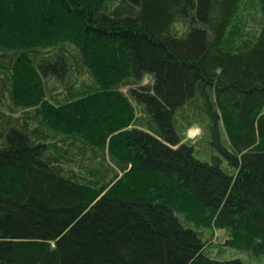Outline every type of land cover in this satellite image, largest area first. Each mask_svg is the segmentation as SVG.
Returning a JSON list of instances; mask_svg holds the SVG:
<instances>
[{
	"label": "trees",
	"instance_id": "16d2710c",
	"mask_svg": "<svg viewBox=\"0 0 264 264\" xmlns=\"http://www.w3.org/2000/svg\"><path fill=\"white\" fill-rule=\"evenodd\" d=\"M247 1L0 0V264H246L208 254L207 229L264 258ZM204 114L209 159L184 135Z\"/></svg>",
	"mask_w": 264,
	"mask_h": 264
},
{
	"label": "rangeland",
	"instance_id": "374dc122",
	"mask_svg": "<svg viewBox=\"0 0 264 264\" xmlns=\"http://www.w3.org/2000/svg\"><path fill=\"white\" fill-rule=\"evenodd\" d=\"M245 10L243 11V17L239 22L234 23L238 29L232 30L235 32L239 30L242 36H249L250 34L256 31L258 10H257V0H248L246 2ZM177 29L180 31H184L185 28L183 25L178 24ZM152 83V78L150 76H146L143 84L148 85ZM127 90V89H126ZM201 111V110H200ZM187 112V110H185ZM201 113V112H200ZM202 123L194 122L191 127L184 132L185 142L190 143V145H194L196 148L203 149L208 152H203L201 157L203 159H209L211 154V146L209 145L211 139V129L209 127V118L204 114L202 115ZM207 121V122H204ZM204 238L207 243L206 252L210 254L214 258H222V259H232L235 257L242 258L246 264H264V258L259 259L257 257H253L249 259V256L245 254L238 253L237 251L226 247L225 243L228 238V233L224 230H205ZM205 252V253H206Z\"/></svg>",
	"mask_w": 264,
	"mask_h": 264
}]
</instances>
